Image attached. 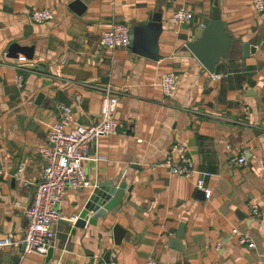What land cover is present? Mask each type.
Instances as JSON below:
<instances>
[{"label": "crops", "instance_id": "0c3cea01", "mask_svg": "<svg viewBox=\"0 0 264 264\" xmlns=\"http://www.w3.org/2000/svg\"><path fill=\"white\" fill-rule=\"evenodd\" d=\"M215 5L233 37L255 46L248 57L221 59L217 73L227 76L220 79L187 46ZM44 8L53 19L33 21L32 11ZM182 8L191 11L190 22L175 20ZM156 11L163 23L159 60L130 46L100 45L113 24L147 22ZM14 44L17 55H9ZM167 70L178 77L169 98L160 85ZM107 84L129 88L119 96L118 129L90 144V185L67 190L52 258L27 253L25 208L45 165L38 149L65 106L61 98L71 102V126L95 124ZM177 141L194 161L190 176L163 164L176 158ZM242 155L245 164L233 161ZM0 169V236L13 239L0 246L6 264L14 256L18 264H99L107 252L118 264H264V12L252 0H0ZM205 173L210 197L197 184ZM101 182L122 185L123 197L76 227L70 218L78 219ZM251 202L261 217L252 215ZM116 225L125 230L119 244ZM181 229L179 248L170 238ZM242 236L254 247L240 243Z\"/></svg>", "mask_w": 264, "mask_h": 264}, {"label": "built area", "instance_id": "2783aa9c", "mask_svg": "<svg viewBox=\"0 0 264 264\" xmlns=\"http://www.w3.org/2000/svg\"><path fill=\"white\" fill-rule=\"evenodd\" d=\"M252 3L257 12H264V0H252ZM53 17L54 13L50 8L35 9L31 13L32 20L38 23L50 21ZM174 18L178 22H190L192 14L189 9L182 8L175 13ZM131 43L130 27L127 24H113L103 33L100 40V45L109 49L129 47ZM6 55L7 52L4 53V56ZM18 60L24 61L26 57L19 56ZM211 76L220 79L226 77L227 74L212 73ZM17 80L22 86L23 73L19 72ZM177 81V74L173 70H167L161 74L160 85L165 97H172ZM128 89V86L117 88L112 84H107L103 88L101 120L88 126H71L72 108L62 106L58 120L50 126L47 143L38 149L45 159V165L41 179L37 182L33 202L25 208L28 218V226L23 239L25 252L47 256L50 248L54 246L57 225L64 219L60 208L67 203L66 192L69 189L82 190L90 185L84 167L85 162L91 159L90 144L117 131L119 121L116 114L119 96L128 93ZM172 147L176 158H168L164 161V166L173 174L192 175L195 166L193 159L189 156L186 142L177 141ZM233 161L245 164L247 159L242 155L233 158ZM24 170L23 165L19 172ZM0 173H2L1 169ZM206 176L207 173L200 177L197 184L204 189L206 197H210L212 189L205 186ZM250 210L253 216H262L261 208L257 203L251 202ZM70 220L74 223L77 216ZM239 241L242 244L247 243L249 248L254 247V243L250 242L246 236H242ZM11 244H13L11 237L0 236V246ZM99 264L118 263L115 258H109V260L102 259ZM146 264H158V262L150 259Z\"/></svg>", "mask_w": 264, "mask_h": 264}, {"label": "water", "instance_id": "95a60500", "mask_svg": "<svg viewBox=\"0 0 264 264\" xmlns=\"http://www.w3.org/2000/svg\"><path fill=\"white\" fill-rule=\"evenodd\" d=\"M79 3V1H76ZM75 3V2H74ZM163 30L162 13L156 11L151 20L147 22H139L130 26V35L132 43L130 48L133 52L144 53L153 60H159L158 39ZM188 48L195 57L203 64L210 73L219 71L218 63L221 59L244 56L248 57L255 52L254 42H241L235 39L233 34L226 28L221 18L220 8L218 5L213 6L211 17L203 22V28L198 36L187 43ZM18 45L14 44L9 49V55H17ZM29 49V48H27ZM32 51V49H31ZM32 57L31 52L28 53ZM63 92L59 91L60 97ZM42 93L38 95L40 100ZM61 101L69 106L71 102L65 96ZM125 188L122 185H116L113 182H101L94 186L92 194L89 196L84 209L79 214L75 222L76 227H85L90 212H95L93 218H97L110 210L123 197ZM184 231L181 229L176 235L170 238V241L176 242L179 246L183 238ZM125 236V230L120 226L114 227L115 243L119 244ZM53 256V247L50 248L46 260L49 261ZM110 253H106V260H109ZM20 257L14 256L12 264H18ZM0 264H6V256L0 257Z\"/></svg>", "mask_w": 264, "mask_h": 264}]
</instances>
